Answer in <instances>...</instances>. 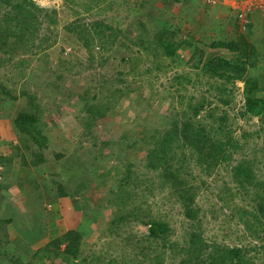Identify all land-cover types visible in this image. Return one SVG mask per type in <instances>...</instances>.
I'll return each mask as SVG.
<instances>
[{"label":"rangeland","instance_id":"374dc122","mask_svg":"<svg viewBox=\"0 0 264 264\" xmlns=\"http://www.w3.org/2000/svg\"><path fill=\"white\" fill-rule=\"evenodd\" d=\"M72 1L75 3H72ZM128 1L129 7H131L132 0ZM140 2L149 7L155 4L153 0H140ZM188 2V6L182 10V14L179 16L178 25L171 26L178 32L175 39H185L189 35L194 40H201L209 44L216 38H236V33H233L227 26L219 30H214L209 25H207L208 27H201V22L208 19L205 15L199 16V13H195L192 17H189V14H187L191 7H199L201 0H189ZM227 4L229 5L230 2H227ZM88 5L92 6L90 10L86 8ZM108 6L111 9H107ZM39 7L55 9L58 18L57 25L48 26L40 16L39 25L35 26V29H37L35 38L33 40L30 38L25 52L23 49H19V46L12 52L11 56L10 54L4 56L0 52V86H5L18 96V101L12 103L2 98L3 95L0 91V106L3 105L0 108V141L2 142L0 152L6 154L4 157L0 156V217L10 218L12 221L11 228L13 226L21 228L27 221L19 218L22 216L21 213H23V216L28 217L29 214L31 215L42 208L46 213V217L49 218L51 217L49 214H53L49 210L50 200L59 199L65 202L67 209L64 217L70 216V211H72L73 214H76L77 225H81V229L84 232L86 231V253L91 251L92 254L101 256L103 259L121 257L128 261L126 264H131L129 261L132 256L131 245L128 248L126 247L132 242L123 241L122 243L118 237L111 235L112 232L105 230L112 214L118 209L116 204L112 205L110 203V198H116L120 195L121 199L125 198L130 204L140 205L148 216L153 215L154 217L167 219L175 230L172 240L180 241L184 235L182 210L179 204L170 197L168 188L161 187L157 180V173H151L144 169L142 160L144 153L140 144L129 150L127 156L129 160H127V163L124 162L125 167L131 169L133 180H125L122 174L112 170L109 171L116 160L115 148L110 147L102 152H97L96 147L91 146L93 142L83 144L76 153V162L86 163L87 165L92 162L93 168L97 171L107 172L105 178L102 181L91 180L86 182L76 196L58 197L56 188L59 182L54 173L62 167L61 162L63 160L50 162L49 164L47 159L38 168H23L20 165L16 148H14L20 146V142L13 124V118L18 111L22 110L23 112L25 106L28 107L25 97L20 96L19 92L24 90L29 95H35L40 106V125L46 127L49 138L52 140L51 151L59 152V150L65 149V144L60 140L68 138L72 144L69 149V152H71L74 143L81 134V128L75 119V115L79 113L80 106L83 103L79 94L81 92L85 93V90L89 89L86 100L92 101V96L95 94L97 98L93 102L97 104L96 102L103 103L105 101L106 90L114 92L118 88L123 90L126 87L121 96H115V99L112 100L113 102L118 101L117 104L110 106L111 114L96 121L97 129L102 137L106 136L107 139L112 140H117L122 129L128 131L133 129L138 138L143 137L144 141L149 142L152 140L156 128H164L180 108L178 102L180 95L173 92L169 78L175 73L194 76L195 69L187 65H180L163 71L162 65L168 61L167 58L159 55L155 57L151 52L140 51L135 55V58L140 60L139 65H137L136 71L130 72L129 65L123 63L121 58H127L129 55L126 46L131 50L136 49V45L132 41L138 40L142 29L136 27L135 23L127 22L130 14L126 11L123 0L121 2L118 0H45ZM133 7L135 8V4H133ZM7 11V9H1L0 11V32H2V29H6L3 20L12 14V12ZM74 11L79 15L75 16ZM193 11L198 12V10ZM141 13L148 16L144 25L149 33L145 34L149 36L151 41L159 26H165L166 23L163 20L154 19L156 16L154 13ZM77 16L82 18L83 23L89 24L91 21L98 20L121 31V34H116V39L113 36H110L113 37L112 39L108 37L113 53L111 51L110 56H106L108 53L103 54L104 57L106 56V62L102 66L95 65L92 70L85 71L77 66V63L83 64L86 62L88 51L72 34L65 31L63 26V23H69ZM251 23L256 28L252 39L258 37L254 44L257 59L259 63L262 62L260 64L263 66L264 13H258L251 20ZM226 24L231 25V21L227 20ZM14 25H16L15 21L9 23V26L12 27L11 31L15 30L17 33L20 27L14 28ZM14 38L10 37L8 42L18 43L19 41ZM2 39H4L3 36ZM99 51V48L95 45L93 54L95 61L99 57ZM209 52L215 55L230 56L223 49H212L208 50L207 53ZM189 53L186 54L189 55ZM61 60H71L75 67L66 72L60 66ZM55 70L60 71L61 81H56L53 78L52 72ZM250 72L251 74L254 73L255 76L262 74L260 75L262 77L259 76L257 81L261 89L259 96L264 98V71L258 73L251 70ZM59 86L63 88L61 93L55 88ZM205 88L206 86L201 87L200 91ZM186 91H192L189 85H184V89L181 90L180 94L184 95ZM208 97L211 101L208 109L213 110L216 117L226 112L229 129L232 131L234 138H241L240 134L244 132L253 134L259 129L256 118L247 120L239 115L243 105L242 86L239 82H236L231 100L227 105L222 104L218 100V96L214 94H212V97ZM66 103L68 106H65ZM80 114L84 116L81 111ZM249 139L245 148L246 157H255L258 161L255 164L254 173L264 185V146L262 145L264 138L251 137ZM141 143H143V140ZM96 155L98 156L95 158ZM234 157L238 159L239 155ZM188 160L190 178L192 183L198 187L195 205L200 209V230L203 237L209 242L245 245L249 249L260 244L259 240L251 235L252 232H257L256 223L248 216V224L247 226L244 225L235 211L241 207L247 211H252L253 202L249 195L245 196L236 191L234 185L230 182L229 176L223 171L224 166L221 165L216 170V174L210 177L200 174L199 168L195 165L193 159L188 158ZM121 171L124 174V171ZM214 179H217L216 182H213ZM14 186L19 187L23 197L26 195V203H17V200L19 201L21 198V194L15 192ZM224 187L231 188L229 191H224ZM34 203H36V206L32 207ZM25 207L27 208L25 210H28L26 214L24 212ZM14 217H18L17 220ZM61 218L56 217L55 220H60L61 223ZM46 222L49 226V223H54V220L50 219ZM262 225H264V222ZM33 226L25 228L32 230ZM121 228L120 234L125 236V239L132 240L134 236V239L137 240V238L147 233V227L134 220L122 222ZM12 229L18 236L19 229ZM92 232H97L98 237L90 236ZM11 234L13 233L11 232ZM27 235L25 237L20 236L23 238L22 242L16 245L9 244L5 247L6 251L13 249L21 256L0 261V264H23L24 260L29 259L41 243L37 239H35L37 242H33V238L37 235L32 234V237ZM260 235L263 237L264 234L261 232ZM14 237V235H11L10 239H14ZM248 256L254 264H261L262 260L259 252L251 250ZM169 258L170 255L166 254L165 264H170L171 259ZM179 258L180 255L177 253L171 262L177 264ZM49 262L42 259L39 260L38 264H49Z\"/></svg>","mask_w":264,"mask_h":264},{"label":"trees","instance_id":"16d2710c","mask_svg":"<svg viewBox=\"0 0 264 264\" xmlns=\"http://www.w3.org/2000/svg\"><path fill=\"white\" fill-rule=\"evenodd\" d=\"M123 1L126 11L130 14L127 22L135 23L136 27L142 29L138 40L132 41L136 45V49L131 50L126 46L129 55L127 58H121L123 63L129 65L130 72L136 71L137 65H139L140 60L135 58V55L140 51L151 52L155 57L159 55L167 58L168 61L162 65L163 71L180 65H187L195 69L194 76L175 73L169 78L173 92L180 95L178 99L180 103L179 111L174 113V117L166 123L164 128H156L155 134L149 142L144 141L143 137L138 138L133 129H130V131L122 129L117 140L107 139L106 136H101L96 121L111 114L110 106L117 104L118 101L113 102L112 100L115 99V96H121L126 87L123 90L118 88L114 92L106 90L105 101L103 103L96 102L97 104L93 102L97 98L95 94L92 96V101L86 100V94L89 91V89H86L85 93L81 92L79 94L83 102L79 110L84 113V116H81L80 111L75 115L77 124L81 128V134L74 143L72 151L69 152L72 145L70 139L63 138L60 141L65 144V149L52 152V140L49 138V132L46 127L40 125V106L37 103V98L35 95H29L21 90L19 95L25 97L28 107L25 106L23 112L22 110L18 111L13 118V124L17 130L21 146L14 147L18 153L20 165L26 169H33L41 166L47 159L49 164L50 162L63 160L61 162L62 167L54 173L59 182L56 193L58 197H71L79 194L83 184L91 180L102 181L107 173L97 171L93 168L92 162L89 165L76 162V153L83 144L93 142L91 146L96 147L97 152H102L110 147L115 148L116 160L109 171L112 170L122 174L125 180H133L131 169L125 167L124 164L129 160L127 158L128 152L132 147L140 144L144 153L142 159L144 169L151 173H157V180L161 187L168 188L170 197L179 204L182 210L184 235L180 241H173L172 237L175 230L167 219L154 217L153 215L148 216L140 205L130 204L125 198L121 199L120 195L116 198L111 197L110 203L112 205L116 204L118 209L112 214L105 230L112 232L111 235L118 237L122 243L123 241L132 242L126 247L128 248L131 245L132 256L129 258L131 264H165L166 254L170 255L169 259L172 260L177 253L180 255L177 264H254L248 256L251 250L259 252L262 260L261 264H264V235L263 237L260 235L261 232L264 234V225H262L264 222V185L254 173L255 164L258 161L255 157L249 158L247 156V158L245 153L249 138H264V98L259 96L261 89L257 81L262 74L255 76L254 73L251 74L250 72L251 70L258 73L264 71V63L262 66L260 64L262 62L259 63L257 59L254 44L258 37L252 39L256 31L255 25L251 23L252 19L249 18V21L241 27L238 24L237 14L232 12L230 7L222 3L212 4L207 3L206 0H201L199 7L190 8L191 10L201 9L208 18L206 20L210 24L203 20L200 24L201 27L209 25L214 30H219L227 26L233 33H236L235 39L221 37L212 40L209 44L201 40H194L189 35L185 39H175L178 32L171 26L177 24L174 20L167 18L166 22L164 21L165 26L160 25L150 41L147 35L149 32L144 25L145 15L141 12H149L148 10H151V8L144 3L135 5V8L133 5L129 7V2L127 0ZM178 1L163 0L165 4L163 6H171L174 3H179ZM153 2L157 3L156 1ZM72 3L75 2L72 1ZM45 8H40L38 4L31 0H0V11L1 9H7V12H12L10 16L3 20L6 29H2V32H0V52L4 56L9 54L11 56L17 46H19V49H23L24 52L27 50L28 41L30 38L31 40L35 38L37 30L35 26L39 25L40 16L48 26L57 25L58 18L55 9ZM86 8L90 10L92 6L88 5ZM107 9H111L110 6ZM182 10L179 14H182ZM74 14L75 16L79 15L76 11H74ZM227 20L231 21V25L226 24ZM12 21H15L16 24L14 28L20 27L17 33L15 30L11 31L12 27L9 26V23ZM63 24L65 31L72 34L88 51L86 62L83 64L77 63V66L85 71L94 69L95 65L102 66L106 62V56H110L111 51L113 53L108 37L116 39V34H121L120 29L116 30L111 25L98 20L91 21L89 24L83 23L82 18L79 16L69 23ZM2 36L4 39H2ZM10 37H15L14 39L19 42L9 43L8 39ZM95 45L100 50L97 61L94 60L93 56ZM212 49H223L230 56L207 53L208 50ZM105 53L108 54L104 57L103 54ZM186 53H189V55ZM60 66L66 72L75 67L71 60H61ZM59 73V70L52 72L56 81L62 80ZM236 82L242 83L243 105L239 115L247 120L256 118L259 123L257 131L253 134L244 132L240 134L241 138L232 136L226 112L216 117L214 111L208 109L211 105L208 96L212 97V94L218 96V100L222 104H229ZM184 85H189L192 91H186L184 95H181L180 92L184 89ZM203 86H206V88L200 91ZM55 88L59 90V93L63 89L61 86ZM0 91L9 102L16 103L18 101V96L5 86L1 85ZM65 106H68L67 103ZM142 140L143 143H141ZM262 145L264 146V140ZM236 155H239L238 159H235L234 156ZM188 158L194 160L200 174L210 177L216 174V170L221 165L224 166L223 171L229 176L230 182L234 185L236 191L245 196L249 195L253 202L252 211H247L242 207L237 208L235 211L244 225L247 226L248 224V216L256 223L257 232L254 231L251 235L259 240L260 244L249 249L245 245L209 242L203 237L200 230V209L195 205L198 187L192 183L190 178ZM121 170L124 171V174ZM216 180L214 179L213 182H216ZM230 188L224 187V191H229ZM49 205L51 208L50 213H53L49 216L54 221L56 217H62L61 220L64 221L65 230L61 231L62 233H58V230L54 231V235L48 241L43 242L41 241L42 235L48 227L46 220L42 219L39 224H32L34 225L31 228L33 231L22 227L23 237L26 234L31 237L32 234H35L37 236L33 238V241L36 242L35 239H39L41 243L29 259L24 260L23 264H38L39 260L42 259L50 261L49 264L128 263L121 257L103 259L101 256L92 254L91 251L86 253V231L84 232L81 229L82 226L75 223L76 214L70 211L71 215L68 216L70 218L64 217L67 209L65 202L59 199L50 200ZM35 206L36 203L32 207ZM132 220L147 227V233L137 238V240L134 239V236L132 240L125 239V236L120 234L122 222H131ZM11 223L10 218L0 217V261L21 256L13 249L5 250V247L9 244L16 245L22 242L20 235L17 236L12 229H20L19 226L11 228ZM11 235L15 236L14 239H10ZM90 236L96 238L98 233L92 232ZM171 260L170 264H173Z\"/></svg>","mask_w":264,"mask_h":264},{"label":"crops","instance_id":"0c3cea01","mask_svg":"<svg viewBox=\"0 0 264 264\" xmlns=\"http://www.w3.org/2000/svg\"><path fill=\"white\" fill-rule=\"evenodd\" d=\"M118 1H120L121 2V0H118ZM128 1V0H127ZM133 1V2H132ZM131 1V4L133 5V4H135V5H138V4H140L141 2H140V0H132ZM135 1H137V2H135ZM153 1H156L157 3H155V4H153V5H150V8H151V10H148L149 12H151V13H154L156 16H155V19L156 20H158V21H161V20H163V21H165L166 22V20H167V18L168 19H172V20H174L175 22H176V24H177V22H179V16H180V14H179V12H181V10H182V8L184 9L185 7H187L188 6V4H189V0H179L178 2L179 3H174L173 5H171V6H163V5H165L164 3H163V0H153ZM168 1V0H167ZM129 2V1H128ZM159 3V4H158ZM181 6V7H180ZM198 10V12H194L193 10H191V9H189L188 10V12L190 13L189 14V17H192L195 13H199V16H201V15H203L204 16V14H203V12L201 11V9H197ZM178 15V16H177ZM146 17L147 16H145V20H144V22H146L147 21V19H146ZM174 17V18H173ZM178 17V18H177ZM154 18V17H153ZM177 18V19H176ZM178 25V24H177ZM3 106V105H2ZM2 106H0V108L2 107ZM1 138V137H0ZM8 140H10V139H8ZM1 142V141H0ZM1 144H2V142L0 143V148H2L1 147ZM0 156L1 157H4V156H6V154H4V152L3 153H1L0 152ZM14 188V190H15V192L16 193H20L21 194V192H20V189H19V187H16V186H14L13 187ZM21 196V198H20V200L18 201L17 200V203L18 202H23V203H26V199L27 198H25L26 197V195H24V197L22 196V194L20 195ZM15 200V199H14ZM25 209H27L26 207L24 208V212H25V214H26V211H28V210H25ZM49 210H51V208L49 209ZM38 211H39V213H38ZM34 212V211H33ZM29 213H32V212H29ZM44 213V211H43V209L42 208H39L38 210H36L34 213H32L31 215L29 214V216L27 217V216H23V213H21V215L22 216H20L19 218L20 219H26L27 221L25 222V224L23 225V226H21V228L19 229V231H18V235H20L21 237H23V233H24V231H23V228L22 227H27V226H31L32 224H34V225H36V223L37 224H39L40 223V221L42 220V219H44L45 220V218H46V220H47V218L48 217H46V213H44L45 215L43 216L42 214ZM48 214V213H47ZM16 220H17V218L18 217H14ZM50 219H51V217H49L48 218V221H50ZM60 221V220H59ZM58 220H55L54 221V223H56V224H52L51 222L49 223V226L45 229V232L43 233V235H42V240L41 241H43V242H46V241H48L53 235H54V231H56V230H58V233H60L61 231L63 232L64 230H65V225H64V221L63 220H61V223L59 222ZM69 222H71V221H69ZM75 223H77V220L75 221ZM75 223H74V225H75ZM60 224V225H59ZM55 225V226H54ZM61 232V233H62ZM21 239H23V238H21ZM37 240H39V239H37ZM37 240H36V242H37ZM34 242V241H33ZM41 245V244H40Z\"/></svg>","mask_w":264,"mask_h":264},{"label":"built area","instance_id":"2783aa9c","mask_svg":"<svg viewBox=\"0 0 264 264\" xmlns=\"http://www.w3.org/2000/svg\"><path fill=\"white\" fill-rule=\"evenodd\" d=\"M36 4H42L45 0H31ZM207 3H222L237 14L238 24L242 27L249 21L252 14L264 12V0H206ZM233 1V3H232ZM227 2H230L228 5Z\"/></svg>","mask_w":264,"mask_h":264},{"label":"clouds","instance_id":"9594fccd","mask_svg":"<svg viewBox=\"0 0 264 264\" xmlns=\"http://www.w3.org/2000/svg\"><path fill=\"white\" fill-rule=\"evenodd\" d=\"M39 5V4H38ZM258 13H264V12H257V13H254L250 16L251 19H253L254 17H256L258 15ZM240 83V82H239ZM240 85L242 86V83H240ZM4 98V97H3ZM5 99V98H4ZM9 101V100H8ZM50 206V205H49ZM50 209V207H49Z\"/></svg>","mask_w":264,"mask_h":264}]
</instances>
